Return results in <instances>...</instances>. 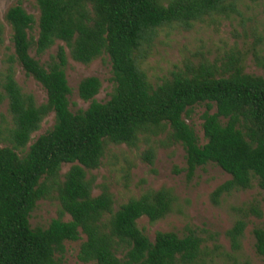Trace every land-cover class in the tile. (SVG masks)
<instances>
[{"label":"trees","instance_id":"1","mask_svg":"<svg viewBox=\"0 0 264 264\" xmlns=\"http://www.w3.org/2000/svg\"><path fill=\"white\" fill-rule=\"evenodd\" d=\"M33 1L37 21L19 2L4 15L13 53L0 74L11 119L10 125L0 121V143L5 145L0 147V264H61L64 242L79 241L81 236L85 239L77 258L82 263H205L210 255L194 233L179 237L157 232L150 241L137 225L143 217L155 223L171 212L175 197L170 189L146 190L115 209L105 186L92 195L93 179L87 172L100 167L109 146L137 149L144 143L141 160L153 165L150 143L164 135L162 145L184 150L187 178L210 163L230 176L211 193L213 205L253 183L264 192V54H252L261 75L246 73V55L237 51L222 61L185 64L156 85L139 65L158 29L173 24L190 29L203 17L235 13L241 2L260 0H168L165 5L160 0ZM34 26L35 39L30 36ZM56 42L63 45L45 65L29 54L34 49L37 56L43 55ZM67 55L81 64L108 57L114 88L106 102L94 99L100 81L87 77L78 83L77 94L89 105L71 112ZM13 64L43 88L44 103L36 105L32 95L22 92ZM199 104L206 106L201 117L203 143L185 120ZM50 114L51 129L30 144ZM63 165L70 167L61 175ZM52 194L60 204L58 218L45 229L31 228L29 217L36 203ZM235 211L238 219L226 232L230 264H237L233 254L241 250L249 217L261 220L252 234L255 253L264 256L259 203ZM65 215L68 221L62 220Z\"/></svg>","mask_w":264,"mask_h":264},{"label":"rangeland","instance_id":"2","mask_svg":"<svg viewBox=\"0 0 264 264\" xmlns=\"http://www.w3.org/2000/svg\"><path fill=\"white\" fill-rule=\"evenodd\" d=\"M168 0H160L166 4ZM20 3L25 11L37 21L38 10L33 0H0V74L7 67L6 60L13 53L10 42L11 31L4 20L9 7ZM34 39L37 37V27L30 32ZM56 44L43 55L37 56L34 49L29 54L45 65L49 57L54 55ZM246 55L245 72L252 75H261L252 59L254 52L264 54V0L257 3L241 2L235 13L223 12L193 22L190 29L181 25H169L157 30V35L146 48L144 59L140 61V69L145 73L152 85L159 84L164 78L185 64H197L204 60L209 62L225 60L235 52ZM14 80L23 93L32 95L35 104L46 101L43 88L30 76H27L18 64H13ZM65 75L71 90L69 108L76 113L87 109L89 102L78 97L77 85L87 77H95L101 83V88L95 96L100 103L106 102L113 92L114 84L111 66L107 56L99 57L89 64L73 61L67 55ZM206 111L204 104L195 105L185 120L193 127L202 141V115ZM214 108L210 110L211 113ZM11 123L8 113V102L0 89V121ZM53 125V114L47 116L37 132L32 135L30 144L40 135L45 134ZM164 135L152 139L150 145L154 148L155 159L153 165L141 160V153L147 148L144 143L137 149H129L124 145L109 146L98 169L88 171L87 178L93 179L92 195L97 196L101 187L105 186L115 202L114 208L127 202L130 198L138 197L146 190L157 191L170 189L175 197L171 212L163 219L150 223L143 217L137 221L138 227L153 241L157 232H173L179 237L194 233L203 240L202 247L210 255L203 264H230L227 254H230V244L226 232L238 219L236 209L247 206L252 202L260 205L264 218V192L256 183L248 190L233 191L221 198L215 206L210 200L213 190L230 179V176L215 164H207L195 170L192 178H187L185 169V152L180 145H162ZM203 143V141H202ZM0 143V147H4ZM63 165L60 174L69 169ZM60 204L56 194L49 199L40 200L30 214L31 228L45 229L50 222L58 218ZM68 221L69 216L62 219ZM248 225L241 241V250L233 254L237 264H264V256H258L254 250L253 230L261 225V220L254 217L247 219ZM84 236L76 242H64V253L61 264H95L82 263L78 260V252ZM60 257V256H58ZM212 259V261H210ZM202 264V263H200Z\"/></svg>","mask_w":264,"mask_h":264}]
</instances>
